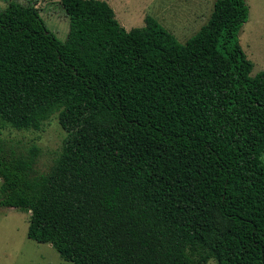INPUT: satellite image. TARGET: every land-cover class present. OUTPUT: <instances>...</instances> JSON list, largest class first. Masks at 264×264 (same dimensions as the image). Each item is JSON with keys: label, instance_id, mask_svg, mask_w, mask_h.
Returning a JSON list of instances; mask_svg holds the SVG:
<instances>
[{"label": "trees", "instance_id": "1", "mask_svg": "<svg viewBox=\"0 0 264 264\" xmlns=\"http://www.w3.org/2000/svg\"><path fill=\"white\" fill-rule=\"evenodd\" d=\"M67 39L34 4L0 10V205L71 264H264V71L239 34L246 0H215L185 43L154 17L127 30L106 0H61ZM67 136L37 174L36 144Z\"/></svg>", "mask_w": 264, "mask_h": 264}, {"label": "rangeland", "instance_id": "2", "mask_svg": "<svg viewBox=\"0 0 264 264\" xmlns=\"http://www.w3.org/2000/svg\"><path fill=\"white\" fill-rule=\"evenodd\" d=\"M12 0H0V10ZM34 4L45 19L47 27L62 41L67 39L70 17L61 0H14ZM116 18L127 29L145 25L150 15L185 43L209 19L215 0H106ZM249 18L239 34L240 44L253 61L251 75L264 71V0H246ZM1 136L17 150L33 144L41 148L35 166L37 174L49 170L63 148L67 136L58 115L43 123L41 129L18 130L7 127ZM30 213L0 205V264H71L63 259L49 243H40L28 236ZM207 264H217L211 259Z\"/></svg>", "mask_w": 264, "mask_h": 264}]
</instances>
